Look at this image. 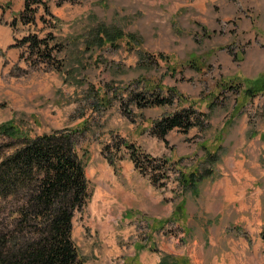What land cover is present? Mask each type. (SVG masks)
<instances>
[{"label":"rangeland","instance_id":"1","mask_svg":"<svg viewBox=\"0 0 264 264\" xmlns=\"http://www.w3.org/2000/svg\"><path fill=\"white\" fill-rule=\"evenodd\" d=\"M4 1L0 126L79 129L92 192L73 219L83 264H264V0H45L52 17L38 5L35 21L15 28L10 10L26 0ZM118 31L116 44L99 45ZM34 33L62 43L54 64L11 46ZM158 84L161 96L178 91L172 102L140 107L129 95ZM182 108L199 124L165 138L151 130ZM118 135L169 159L165 187L136 169L129 148L115 154L119 170L106 160ZM12 142L0 135L8 155ZM210 166L196 188L180 183V172Z\"/></svg>","mask_w":264,"mask_h":264},{"label":"trees","instance_id":"2","mask_svg":"<svg viewBox=\"0 0 264 264\" xmlns=\"http://www.w3.org/2000/svg\"><path fill=\"white\" fill-rule=\"evenodd\" d=\"M66 1L74 0H57L59 5ZM38 5L52 17L47 1L26 0L23 10L9 24L15 28L20 22L33 23ZM45 22L48 23L47 20ZM48 36L55 38L50 33L46 38L39 37L37 33L28 34L17 40L14 46L26 47L22 58H26L28 53L31 58H41L47 65L54 64V52L61 51L63 45L57 42L53 46ZM118 36H123L121 31L106 39L99 37V45H104L107 40L116 44ZM57 69L62 70V67ZM156 89L161 93L165 91L164 86L158 84L149 85L139 93L131 91L129 95L136 105L145 107L165 105L172 102L173 96L178 93L175 88L168 87L166 90L171 93L161 96ZM145 100L150 105L143 103ZM191 110L182 108L166 115L155 121L151 130L163 138L176 127H184L187 131L200 120L194 112L196 110ZM77 131L79 129L32 135L13 122L0 126V135L13 140L10 155L0 145V264H83L73 236V219L78 211H83L92 192L86 164L78 147V137L74 136L79 133ZM124 147L130 149V159L136 169L149 176L153 185L158 188L166 186L164 164L169 159L164 163L158 162L156 158L144 154L139 145L121 135L104 146L106 160L116 171L119 170L117 160L122 158L116 155L122 153ZM209 154L208 158L214 156ZM213 172L212 166L202 172L182 171L180 183L184 187L196 188L200 179L209 177Z\"/></svg>","mask_w":264,"mask_h":264},{"label":"crops","instance_id":"3","mask_svg":"<svg viewBox=\"0 0 264 264\" xmlns=\"http://www.w3.org/2000/svg\"><path fill=\"white\" fill-rule=\"evenodd\" d=\"M3 1V0H2ZM6 2H8L9 0H5ZM4 1V2H5ZM14 1V0H13ZM16 1V0H15ZM18 1V0H17ZM25 1V0H24ZM4 13V10L2 9V7L0 6V17L2 16V14ZM8 14V12H6V15ZM10 18H9V22L8 23H10L12 20H13V18H14V16H15V14L13 13V10H10ZM10 25V24H9ZM5 26V25H4ZM1 28H3V25H1L0 24V30H1ZM15 43H16V41H15ZM15 43H13L11 46L13 47V45L15 44ZM1 51H2V49H0Z\"/></svg>","mask_w":264,"mask_h":264},{"label":"bare ground","instance_id":"4","mask_svg":"<svg viewBox=\"0 0 264 264\" xmlns=\"http://www.w3.org/2000/svg\"><path fill=\"white\" fill-rule=\"evenodd\" d=\"M101 192V191H100Z\"/></svg>","mask_w":264,"mask_h":264}]
</instances>
